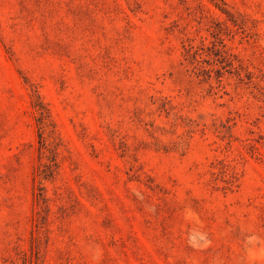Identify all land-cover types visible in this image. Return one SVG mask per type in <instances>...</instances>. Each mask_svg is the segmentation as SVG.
I'll use <instances>...</instances> for the list:
<instances>
[{"label":"rangeland","instance_id":"rangeland-1","mask_svg":"<svg viewBox=\"0 0 264 264\" xmlns=\"http://www.w3.org/2000/svg\"><path fill=\"white\" fill-rule=\"evenodd\" d=\"M0 264H264V0H0Z\"/></svg>","mask_w":264,"mask_h":264}]
</instances>
